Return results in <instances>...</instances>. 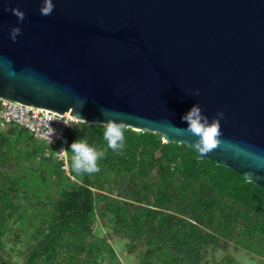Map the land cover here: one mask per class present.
Returning a JSON list of instances; mask_svg holds the SVG:
<instances>
[{
  "label": "water",
  "instance_id": "1",
  "mask_svg": "<svg viewBox=\"0 0 264 264\" xmlns=\"http://www.w3.org/2000/svg\"><path fill=\"white\" fill-rule=\"evenodd\" d=\"M52 2L44 16V0H0V98L88 124L108 109L264 189V0ZM197 104L224 113L208 154L176 128Z\"/></svg>",
  "mask_w": 264,
  "mask_h": 264
},
{
  "label": "trees",
  "instance_id": "2",
  "mask_svg": "<svg viewBox=\"0 0 264 264\" xmlns=\"http://www.w3.org/2000/svg\"><path fill=\"white\" fill-rule=\"evenodd\" d=\"M104 128L73 125L67 134V172L48 144L40 150L32 144L22 153L19 137L37 141L24 128L0 131V255L2 237L12 235L22 243L23 264H97L109 235L93 238L95 217L127 239L130 249L145 247L139 264H205L208 250L226 248L237 222L246 233L264 238V189L231 168L197 159L184 143L162 142L159 133L126 126V147L108 149L98 173L72 171V142L107 148ZM36 154L51 169L40 164L27 169L37 170L42 183L48 172L54 192H27L26 173H9L13 158L31 162ZM73 176L76 182L70 181ZM0 264L10 263L0 256Z\"/></svg>",
  "mask_w": 264,
  "mask_h": 264
},
{
  "label": "rangeland",
  "instance_id": "3",
  "mask_svg": "<svg viewBox=\"0 0 264 264\" xmlns=\"http://www.w3.org/2000/svg\"><path fill=\"white\" fill-rule=\"evenodd\" d=\"M13 140H15L14 136H11V144H14ZM32 144L36 145L40 150L45 147L46 143L40 140L29 143L25 137H19L18 144L16 145L23 153L26 149L31 148ZM14 150L15 148H13ZM38 156L36 154L31 162L25 160L24 157L13 158L10 161L11 167L9 173L11 175L22 172L26 173L27 187H24V190H27V192H34L35 190L37 192H54L55 187L48 172H45L47 182L42 183L37 175V170L27 169L29 165L32 167L39 166L40 159ZM40 168L49 171L51 165L48 162L42 163L40 164ZM77 179L78 176H73L70 181L76 182ZM66 181L67 179L63 178L62 182ZM244 229V225L240 222H237L234 227L232 226V236L228 239L226 248L208 250L203 258V263H219L225 260V258H230L231 264H264V238L258 237L256 233H246ZM92 234L93 238L97 240L102 239L107 234L109 235L106 239L108 247L98 255L97 264H114L115 262H119L120 264H139L141 261L145 247L135 246L133 249H130L128 240L122 235L115 234L110 226H103L98 217L94 218ZM2 240L4 246L0 256L5 258L10 264H23L24 255L19 251L23 249L22 243L12 235L2 237Z\"/></svg>",
  "mask_w": 264,
  "mask_h": 264
},
{
  "label": "clouds",
  "instance_id": "4",
  "mask_svg": "<svg viewBox=\"0 0 264 264\" xmlns=\"http://www.w3.org/2000/svg\"><path fill=\"white\" fill-rule=\"evenodd\" d=\"M54 9V4L52 0H44V3L40 9V12L44 16L51 15ZM13 13L20 19H24V12L20 9H12ZM18 34H21V29L19 27H13L10 31V37L13 42L16 41ZM194 95H199V90H196ZM101 115L105 116L106 122H101L105 126L103 132V139L107 143V148L97 149L93 145H89L87 141L76 140L71 144V169L77 174H94L100 171L99 161L102 160L108 149H111L113 152H122L126 147V137L125 131L126 126L122 119L119 121L116 117L120 114L111 112L108 109L102 108ZM224 116L223 112L217 113L216 117H213L211 121L203 113L199 104L194 105L190 111L185 114L182 119L187 122L186 128L176 127L178 131L187 132L191 134L195 139L193 144L196 149L199 150L202 154H208L211 151L215 150L216 147L222 142L220 137L222 135L220 119ZM82 119V118H81ZM82 121L87 122L82 119ZM51 128V127H50ZM54 129L51 128V131L47 133L50 137L54 134ZM61 157L67 155L68 150L61 149Z\"/></svg>",
  "mask_w": 264,
  "mask_h": 264
},
{
  "label": "built area",
  "instance_id": "5",
  "mask_svg": "<svg viewBox=\"0 0 264 264\" xmlns=\"http://www.w3.org/2000/svg\"><path fill=\"white\" fill-rule=\"evenodd\" d=\"M77 123L71 115H60L51 110L25 105L18 101L0 98V131L9 126L24 128L36 140L53 147L51 154L67 172L68 155L61 157L60 150H67L68 131ZM54 129L51 137L47 135ZM48 154V153H46Z\"/></svg>",
  "mask_w": 264,
  "mask_h": 264
}]
</instances>
